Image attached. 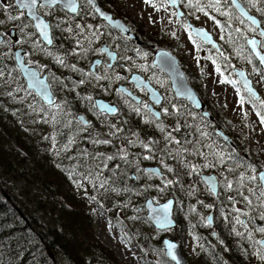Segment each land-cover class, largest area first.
<instances>
[{
  "label": "trees",
  "instance_id": "16d2710c",
  "mask_svg": "<svg viewBox=\"0 0 264 264\" xmlns=\"http://www.w3.org/2000/svg\"><path fill=\"white\" fill-rule=\"evenodd\" d=\"M114 1L118 7V1ZM10 4H13V1ZM118 9L115 13L120 17L124 16L127 22L130 21V18L124 15L122 7L121 10ZM188 10L186 17H194L192 10ZM223 10L232 13L231 19L215 11L210 12L216 21H220V25H225L219 27L223 31L226 30L235 41L237 55L231 50L227 51L228 55H224L214 48L212 54L215 55L214 60L222 67H231L238 63L239 49L246 48L247 45L241 34L234 31L237 27L231 24L235 18L238 26L241 21L238 18L239 12L230 4ZM20 12L22 11L13 6L5 14L18 15ZM84 13L81 10L80 15ZM80 15L72 14L68 17L67 14H60L51 20L53 25L57 21H65L59 29L53 27L52 46L45 45L39 38L48 61L46 69L51 87L57 99L55 106L46 105L26 87L13 52L11 60H7V54L0 56V69L4 71V75L0 76V83L16 78L20 83H24L25 96L37 102L41 107L40 114L47 110L45 113L53 123L51 140L38 134H25L24 131L16 130L15 123L18 122L21 105L15 109L0 98V264H122L115 250L96 234V215L90 200L99 201L110 213L117 209H129L137 213L143 210L146 200L153 194V188L156 189L158 185L166 186L163 179L154 174L150 173V182L138 176L139 163L148 152L150 157L147 164H165L171 169L166 180H171L167 187L176 202L177 225L169 234L170 237L180 239V234L189 233L197 245L198 264H264L255 245L258 238L249 222L257 226L264 223L256 221L253 207L247 209L236 205L237 202L243 201L242 196L237 194L238 190L245 195L249 194V182L238 184L240 174H253L252 166H255L256 173L263 168L259 148L256 147L257 144L244 118L231 120L222 114L219 107L211 108L203 91L193 81L192 85L205 100L214 121L205 118L200 110L194 109L187 101L177 99L168 77L152 66V81L162 84L173 101L181 105H175L170 100L166 113L168 118L152 122L148 119L150 113L143 104L132 100L134 107L139 108L140 112L130 111V114L124 117L115 118L114 141L94 142L84 149V137L80 135V131L85 124L78 115L82 114L87 118L90 109L97 110L90 91L101 78L96 79L95 73L89 71V66L98 54L99 47L107 41L108 32L94 21L84 19ZM259 17L264 24V17ZM21 19L19 27L31 21L25 15ZM135 23L136 32L142 40L141 46L146 47L145 51H142L144 55L153 56L152 44H155L156 48L165 47L176 51L177 45L168 43L162 38L161 32L146 34L137 20ZM77 24L82 26V30L75 27ZM69 25L73 28L72 32L62 30ZM88 25H91V28H88ZM160 38L163 40L160 41ZM191 39L202 44L194 36H191ZM178 44H181L180 41ZM246 52L250 63L258 67V61L248 47ZM57 57L63 58L64 63H57ZM180 61L183 65V61ZM73 65L79 71L74 70ZM185 71L190 81L193 80L187 69ZM81 80L84 83H80ZM25 96L21 94V97ZM111 101L117 102L115 99ZM24 105L26 107V102ZM259 111L264 113L262 109ZM205 124L223 129L235 145L225 141L221 143L215 136L209 140L204 137L200 139V136H206L204 131L192 128ZM169 126L175 129L187 128L186 132L193 135V138L180 140V130L171 133ZM168 134L179 136L176 142L177 150L171 151L165 147L157 153H152ZM141 139L152 148L144 149L145 145L140 144ZM82 154H87V157ZM108 157L113 159L109 160ZM133 171L137 174L136 179L132 176ZM202 173L217 175L220 182L218 194L215 195L201 179ZM226 179L232 183L231 189L226 186ZM101 183H104V188L99 187ZM257 183L259 181L252 182L251 187H255ZM85 188L87 191L84 192ZM4 192L11 196V200L5 198ZM250 198L254 203L257 202L255 197ZM185 201L198 207L199 220L187 222L181 217L178 208ZM209 205L211 207H208ZM235 209L243 210L240 219L247 222V228L236 224L238 213ZM208 211L214 213L213 226L204 222V215ZM42 216L49 218L47 228L42 223ZM143 232L136 229L137 235H142ZM237 232L245 235L238 236ZM248 232L252 233V239L247 237ZM146 241L151 243L150 238H146ZM161 246L162 240L160 244L157 243V247ZM50 252L54 254V259L51 258ZM160 253L165 264H174L165 256L163 250H160Z\"/></svg>",
  "mask_w": 264,
  "mask_h": 264
},
{
  "label": "rangeland",
  "instance_id": "374dc122",
  "mask_svg": "<svg viewBox=\"0 0 264 264\" xmlns=\"http://www.w3.org/2000/svg\"><path fill=\"white\" fill-rule=\"evenodd\" d=\"M11 1L13 0H0V4H10ZM116 1H118V8L120 9L122 7L124 15L130 18L128 23L133 29L137 28V24L135 23L137 20L139 25L143 26V30H145L146 34L151 35L152 32H161L162 38L166 39L168 43L177 45L174 53L183 61L184 68L187 69L193 78L190 82L192 83L193 81L194 84H197L201 88L204 96L211 104V108L219 107L222 114L231 120L244 118V121L249 125V131L252 134L255 144H257L256 147L259 148L258 153L264 168V124L260 122V117L256 114L261 108L264 110V106H261L259 103L261 99L256 102V105L259 108V110H257L255 106L249 104L247 101V96L243 93L244 90L241 84L221 83L222 80L227 79L238 81L233 72V68L236 66L243 67L248 70L255 85L262 92L264 88V73L262 68H258L256 65H252L249 61L245 62L244 60H237L238 63L231 67L225 66V68H223L218 65V63L212 59L211 51L201 47L200 43L192 41L189 34L190 32L185 27L187 24L184 21L177 19L174 9H172L169 3L165 0H150V2L147 3L145 0ZM182 6L186 12H189L186 2H182ZM10 10L11 9L8 11ZM40 12L51 20L60 14H66V12L61 10L60 7H56L51 13H49V10L46 8L41 9ZM5 13L3 7H0V19H5L4 23H0V34H5L7 37L3 39V43H0V56L7 54V60L9 58L11 60V52H13V49L22 46L27 50L33 60H36V62L37 60H42V64L44 65L43 71H47L46 62L48 61L46 60L42 46H40L39 35L33 23L31 21L26 22L25 24H27L28 27L23 28V31H21L19 25L22 19L17 21L9 20L7 19L8 15ZM193 15L195 23L210 29L221 42H227L226 46L223 45V48L224 55H228L229 46L228 35L226 32L219 29L210 16L206 17L201 12H195ZM244 28L245 30H249V26H245ZM11 31L14 32L13 35L11 34ZM253 34L254 33L251 31L245 32L244 36H250ZM162 38L159 40L162 41ZM17 41H19V43H17ZM179 41L181 44H178ZM137 56L140 57L133 60L134 67L130 72L138 71L146 77L153 79V76L150 74L151 67L154 66L152 63L153 56L150 54L144 55L143 53L142 55L138 54ZM225 61L227 62V58ZM217 68L220 69L219 72L217 71ZM105 76H109L108 68L100 67L97 74L95 73V78H101V80H97V85L93 87L90 94L93 98L102 96L110 98V100L115 99L121 104V108L123 109L117 116H109L94 109L89 110L87 114L89 122L88 124H85L80 131V135L84 137V149L87 148L88 144L94 142L105 143V141H107V143H112L114 141L113 132L115 130V122L113 121H115V118H121L124 115L126 116L127 114H130V111L133 112L135 109V104L129 98L124 96L118 90L115 91L114 86L104 80L106 78ZM109 81L112 82L111 79ZM21 83L17 78L8 79L5 83H0V98H3L7 104H11L15 109L21 105L22 110L19 112L18 122L15 123L16 130L24 131L25 134H38L39 136L51 140L53 136V123L51 118L45 113L48 111L45 110L43 114H40L41 107L37 102L33 101V99L25 96L26 89L23 83ZM115 84L117 83L115 82ZM155 84L161 89L162 93H165L166 95L165 106L162 108V111L170 104V100L174 102L175 105H181L176 101H173V98L170 97L167 89L162 87V84L158 82ZM130 86L134 92L144 97V104L149 102L148 93L144 89H139L132 83ZM237 90H239V94ZM21 94H23L25 98L21 97ZM240 96H244L243 104L240 103ZM25 102L26 107L24 105ZM163 113L164 117L168 118L164 111ZM148 119H151L153 122V117L148 116ZM157 125L162 126L164 124ZM174 136L176 135L168 134L166 139L162 138L158 147L152 150V153H157V151H160L165 147L168 150L176 151L177 138H174ZM140 144L146 145L147 143L145 140L141 139ZM150 148H152L150 147V144H147V147H144V149ZM85 152L87 153V151ZM82 156L84 157L85 154H82ZM86 157L87 154L85 158ZM145 157H150L149 152L144 155V158L139 163L140 168L138 176L150 182L152 180L150 173L146 172L144 169V165H149L147 164L149 158L146 159ZM162 168L165 172L164 178H168L170 172L169 167L164 164L162 165ZM17 187L19 188V185H17ZM156 187V189L153 188L152 194L156 203L163 202L171 197L169 187L161 185ZM83 191H87V188L83 189ZM90 202L96 215L94 223L96 234L101 240H103V242L115 250L122 264H165V260H163L160 253V250L163 249L162 247H157V243L160 244L164 237L169 236L172 229L159 230L156 228L147 217V210L145 208L140 210L139 213L129 209H117L110 213L103 208L99 201L93 199L90 200ZM253 204H255L253 211L255 212L256 221L264 223V220L260 218L261 215H264V208L260 207L258 202H253ZM236 205L238 207L240 206V208L250 209L244 200L237 202ZM178 210L181 217L187 222L190 220L196 221L199 218L197 213L198 207L188 201L183 202ZM209 213L210 212L208 211L204 215V222L206 224L208 223L207 217ZM42 223L45 224L44 226L47 228L49 218L42 216ZM249 224L254 230L258 240L264 238V233L258 231V229L264 227V225L261 224L260 226H257L252 222H249ZM136 229L141 232L144 231L143 234L137 235ZM179 236L182 247L189 253L188 261L191 264H198L199 262L196 253L197 245L194 238L189 233H183ZM146 238H150L151 243H148Z\"/></svg>",
  "mask_w": 264,
  "mask_h": 264
},
{
  "label": "water",
  "instance_id": "95a60500",
  "mask_svg": "<svg viewBox=\"0 0 264 264\" xmlns=\"http://www.w3.org/2000/svg\"><path fill=\"white\" fill-rule=\"evenodd\" d=\"M240 2L242 4V6L246 7L241 0H240ZM95 3L97 5V7H99L101 9V11H103L107 16L111 17L110 20H105V19L104 20L107 23H109L115 30L120 31L124 35H128L132 39L136 40L139 38V35L135 31L132 30L131 25L128 22H126L122 18H115L111 12L107 11L105 8L102 7L99 0H95ZM170 5L172 7L176 8L177 18L180 19L185 15V11L183 10V8L181 6V0H177V3L175 5H172V4H170ZM78 8H79V0H78ZM246 9L249 11L250 15H255L247 7H246ZM19 10H24L25 14L27 16V11L25 9L19 8ZM65 11H67V10H65ZM39 14L41 15V18H43L47 22L51 23V21L49 19H47L42 13H39ZM28 18H30V17H28ZM257 19H259L258 16H257ZM33 23H35V22L33 21ZM188 25H191V32L196 37H198L199 39L204 41L207 45H213L216 48H218L219 50H221V46H220L219 41L215 38L214 34L211 31H209L206 27L198 26V25L194 24L193 22H191L190 20H188ZM262 27H264L263 24H262ZM198 29L204 30L208 34L207 39H205L203 36H197L196 35V31ZM38 33H39V31H38ZM49 35H50V38L53 39L52 29H50ZM40 38L48 46H51L53 44V43L48 44L47 41H45L41 36H40ZM250 38H256L258 41L261 40L258 36H252ZM53 42H54V39H53ZM138 42L141 44V40H139ZM249 47L251 49V46H249ZM102 49H107L106 52L108 54L111 53V55H109V56L111 57V61L113 62L115 59L116 53L114 51L110 50V47L107 46L106 44H104L102 46ZM257 51H259L262 55H264L263 48H260L258 46ZM14 52H15L16 64H17L18 68L20 69L24 79L26 80V84H27L28 88L32 89L36 93V95H38L43 100V102L46 103L47 105L55 104L56 103V96H55V94L51 88V84H50V81L48 79V74L44 73L42 75L41 71L38 67L30 65L29 63H27L25 61V56L23 54L22 48H16ZM17 53H19V55H17ZM101 62H102L101 58H95L91 64V66H90V69L95 71L98 64H100ZM153 64L155 66H157L159 69H161L169 77V79L171 80L173 91H174L177 98L187 100L188 103H190L195 109L201 110L202 114L204 116L214 120V116L211 114V112L208 109H206V103H205L204 99L199 94V92L196 90V88L190 83L188 76H187V74H186V72H185V70H184V68H183V66H182V64H181V62H180V60L176 54H174L172 51H170L167 48L161 47L155 51ZM261 67H262L263 72H264V65H261ZM30 72L35 73V80H38L40 82L39 84H37L33 80V78L29 75ZM234 72L236 74L240 73V72L244 73L243 77L237 75L238 79L241 81L242 86L244 87L243 81L245 78H247L250 81V87L257 94V99H260L261 93L258 90V88L254 85V82H253L252 78L249 76L247 70L245 68L236 67V68H234ZM130 82H133L139 88L144 87L147 90L148 95H149V100H150V103L148 104V106H149V108H151L152 113H159V117H157V118H161L162 112L157 107V106L161 105L163 100H164V96L161 93V91L150 81V79L146 78L143 74H141L139 72H133L131 74ZM118 89L122 90V92L125 95L129 96L131 99H133L137 102H140L142 100V98L139 95L134 93L133 90L125 84H120L118 86ZM95 104H96V107L99 111L104 112L106 114L117 115L119 113L118 105L116 103L109 101L108 99H106L104 97H100V96L96 97ZM109 108H114L115 111L110 112V111H108ZM79 119H81L83 121V123H88V120L84 117V115H79ZM218 132L221 133L222 136L225 139H227V141L230 144L234 145L233 140L227 134H225L220 128L218 129ZM145 170L150 172V173H154L158 176L163 175L162 168L159 165H147L145 167ZM261 171H264V169L260 170L259 172H261ZM132 175H133V178H136V175L134 172L132 173ZM201 177L209 185V187L211 188L212 191L214 189L213 193L216 194L218 192V187H219L218 177L213 173L212 174H205L204 173V174H202ZM4 196L6 199L11 200V196L8 193L4 192ZM165 204L169 205V207L167 209V223H164L162 225V223H161L162 213H163V206ZM175 204H176L175 199L173 197L167 199L166 201L156 203L154 200V197L150 196L145 202V208L147 210V217L151 220L153 225L160 230H166L169 228H174L177 225L176 219L174 217ZM154 209H155V211H153ZM18 211H19L20 215L22 217H24V214L22 213V211L20 209H18ZM209 218H211L209 222L211 224H214V222H215L214 221V213H210L208 216V220H209ZM262 240H264V239H262ZM168 244L175 245V247L172 250V252L174 253V255L176 257L175 260L172 259L171 255L167 254L168 253ZM162 249L165 251L166 257L169 258L170 260H172L174 262V264H190L187 261L186 257L184 256L182 249H181V245L177 240H175L171 237H164ZM50 256L52 259H54L53 253L50 252Z\"/></svg>",
  "mask_w": 264,
  "mask_h": 264
},
{
  "label": "snow or ice",
  "instance_id": "6c2138e0",
  "mask_svg": "<svg viewBox=\"0 0 264 264\" xmlns=\"http://www.w3.org/2000/svg\"><path fill=\"white\" fill-rule=\"evenodd\" d=\"M145 2H150V0H145ZM82 3H86L88 6L91 7V9L94 10V14L102 17L105 20H110L111 17L107 16L99 7H97L95 0H82ZM168 3L175 5L177 3V0H168ZM245 3L250 6L251 9H255L259 12V15L261 17H264V0H245ZM231 5L232 8H234L237 12H239V19L241 20V23H244V19L248 21L249 24V30L254 33L255 35H258L260 38H264V27H262V21L260 19H257L256 15H250L249 11L246 9V7L242 6L240 0H187V6L189 9L192 10L193 13L195 12H201L206 17L210 16V11H215L219 13L222 16H225L229 19L232 17V13L224 11L223 8L227 7L228 5ZM13 6H16L20 9H25L27 11V16L31 18L32 21H34L35 28L39 31L40 36L47 41L48 44L53 43V39L50 38L49 31L53 27L59 29L60 25L65 23V21H57L55 25L47 22L45 19L41 18L40 10L41 9H48L49 13H51L54 9H56L57 6H60L61 10H67V12L80 15L81 10L78 8V0H13V4H0V7H3L4 11L7 12L9 9H11ZM25 15L24 12H20L18 15H9L7 19L12 21L20 20L21 17ZM198 18V17H197ZM212 19H215V17H211ZM4 21L0 19V23H3ZM218 25H220V21H216ZM221 27H224L225 25H220ZM28 27L27 24H22L21 31H23V28ZM77 29L82 30V26L77 24L75 26ZM88 28H91V25L87 26ZM186 29H190L191 25H186ZM63 31L72 32L73 28L72 26H68L65 29H62ZM235 32L240 33L242 38L245 40L246 45L251 46V49L253 53L255 54L256 58L259 60L260 65H264V55H262L259 51H257L258 46L260 48H264V39L257 40L256 38H248L247 36H244L242 33V30L239 28L234 29ZM197 36H203L205 39H207V33L204 30L198 29L196 31ZM0 43H3L2 40H0ZM19 43V41H17ZM78 47H80L79 42ZM100 51H107V49H101ZM76 50H73V54H75ZM19 55V53H17ZM111 55V53H109ZM251 62V61H249ZM57 63L63 64L64 60L63 58L57 57ZM74 70L79 71L78 69H75V66H72ZM217 71L219 72L220 69L217 68ZM4 75L3 69H0V76ZM29 75L33 78V80L39 84L40 82L38 80H35V73H29ZM222 75V73H221ZM237 75L243 77L244 73L240 72L237 73ZM80 83H84L83 80L80 81ZM221 83H232L237 84L239 81H234L231 79L222 80ZM244 88L245 91L248 94V97L250 100H252L254 103L257 99L256 92L250 87V81L245 78L244 81ZM122 91V90H121ZM238 94H239V90ZM11 94V93H9ZM91 100V97L88 98ZM158 102V101H157ZM240 103H244V96H240ZM261 106H264V99H261L259 101ZM145 109H147L149 112H151V108L147 104L143 105ZM108 111L114 112V108H109ZM134 111L137 113L140 112L139 108H135ZM165 113H167L168 109H163ZM257 116L260 117V122L264 124V113L261 111H257ZM154 116L159 117V113H153ZM107 143V141H105ZM145 147H147L145 145ZM146 159L149 157H145ZM109 160L113 159V157H108ZM171 170V169H169ZM251 172L253 174H250L248 176H245L244 174H240V181H238V184H242L245 181L249 182V187L247 189L248 195H245L243 192H240L238 190L237 194L241 195L243 200L247 203L249 207H254L253 200L250 197H255L259 206L264 208V171H261L259 173H256L255 166L251 167ZM255 187H251L252 182H257ZM167 183L166 182V186ZM226 186L231 189L233 187L232 183L230 181H227L226 179ZM100 188H104V183H101L99 185ZM214 191V189H213ZM229 199H233L232 197H229ZM169 205L165 204L163 206V213H162V225L164 223H167V209ZM208 207H211L209 205ZM155 211V209L153 210ZM235 211L238 213V215L235 218L236 224H239L242 228H247V222L245 220L240 219V214L243 213L242 209H235ZM227 218V217H226ZM260 218L264 220V215H261ZM211 218H209L210 221ZM235 231V229H233ZM259 232L264 233V227H260L258 229ZM237 235H245V233L237 232ZM247 237L249 239H252V233L248 232L246 233ZM255 245L257 246V253L260 256L261 260H264V240H256ZM175 245L168 244V255L172 256V259H176L174 253L172 252Z\"/></svg>",
  "mask_w": 264,
  "mask_h": 264
},
{
  "label": "flooded vegetation",
  "instance_id": "af4514ba",
  "mask_svg": "<svg viewBox=\"0 0 264 264\" xmlns=\"http://www.w3.org/2000/svg\"><path fill=\"white\" fill-rule=\"evenodd\" d=\"M186 1L187 0H184L183 2H186ZM241 1L247 6V8H249V10L251 12H253L256 15H258L259 12L256 11L255 9H251L250 6H248L245 3V0H241ZM99 2L102 5V7L105 8L107 11L111 12L114 15L115 18H122L123 20H125L124 19L125 18L124 16L120 17L119 15H117L115 13L116 10L118 9V7L115 5V3H114L115 1L114 0H99ZM79 8H80V10H82V11L85 12L84 14L80 15L82 18L87 19V20L94 21L95 23H97L99 26H101L102 28H104L108 32L107 41L104 42V43H102V45L99 47L100 49L98 51V54L95 56V58H101V60H102V62L100 64H98L95 73L97 74V71H98V69L100 67H107L108 68V71H109V76H105L106 78L104 77L105 78L104 80L106 82L111 83L114 86V89H115V85H119L121 83H124V84L128 85L129 87H131L130 86L131 85L130 76H131V73L133 71L130 72V70L134 67L133 66V63H134L133 60L135 58H139L140 56H137L138 53L140 51H145L146 47L140 46L139 43H138V40H134V39L130 38L129 36H126V35L122 34L121 32L115 30L114 28H112L104 19H102V17L94 14V10L91 9L90 6H88L86 3H82V0H79ZM67 15H68V17H70L69 14H67ZM258 17H259V15H258ZM183 19H185L184 22L186 24L188 22V19H190L191 21L194 22V17H188V18L187 17H184L181 20H183ZM231 24H233V26L241 29L242 30V33L243 32H250V30H245V29L243 30V27H242L243 25L244 26L249 25L247 21H244V24L241 23V21H239L238 26H237L236 23H235V18H234ZM240 27H242V28H240ZM134 30L136 31V29H134ZM11 34L13 35L14 32L11 31ZM0 37H1L0 39L2 41H3L4 38H7L5 36V34H0ZM260 39H264V38H260ZM104 44L108 45L110 47V50H112V51H114L116 53V56H115V59H114L113 62L111 61V57L109 56V54L106 51H103V52L100 51L102 49V46ZM222 44L226 46L227 42H223L222 41ZM201 45L206 50L212 51V47L211 46L205 45L203 43ZM11 46H14V45H11ZM152 46H153L152 47L153 48L152 50L153 51L156 50L155 49V44H152ZM228 46H229V50H231V52H233V54L235 53V55H237V53L235 51V41L229 35H228ZM20 47L23 49V54L25 56V61L27 63L38 67L41 70V74H43V73H47L48 74L47 71H43L44 65L42 64L43 63L42 60L41 61L40 60H37V62H36V60H33L30 57L29 53L27 52V50L24 47H22V46H20ZM246 50H247V47L246 48H243V49H239L240 53L237 56V60H240V61L241 60H244L245 62L249 61L248 58H247L248 53L246 52ZM245 52H246L247 55L245 54ZM90 66H91V64H90ZM89 69H90V67H89ZM110 79L112 80V82L109 81ZM24 82H25V80H24ZM115 82L117 84H115ZM139 89H144V88H139ZM115 91H116V89H115ZM262 94L264 96V89L262 91ZM163 95H164V101L158 107L161 111H162V108L165 106V100H166L165 93H163ZM141 97H142V101L140 103H142L143 105H145L144 104L145 103V99H144L143 96H141ZM107 99L110 100V98H107ZM114 103H116V102H114ZM147 105H148V103H147ZM118 106L120 107V111H121V106L119 104H118ZM166 108H167V106H166ZM162 113H163V111H162ZM122 117H124V116H122ZM162 119H160V120H162ZM154 120H157V119L153 118V122H154ZM186 129L187 128H176L175 129V128L169 126V130H170L171 133H174V130H180V134H181L180 140H182V139H192L193 138V135L188 134L186 132ZM192 129H195L197 131H204V133L206 134V136H200L199 137L200 139L202 137H204L207 140H209V139H213L214 136H215L216 140H220L221 143H223V141L227 142V140L224 139L222 137V135H220L218 133V128L217 127H213L212 125L205 124V125H202V126L193 127ZM213 131H214V133H211ZM175 132H177V131H175ZM177 137H179V136H174V138H177ZM163 182L165 183V185H166V182H170V183H167V186H169L171 184V180L170 179L163 180ZM219 190H220V182H219L218 192L216 194L219 193ZM176 240L178 242H181V240L179 238L176 239ZM187 253H188L187 251L184 252V255L188 259V256L189 255Z\"/></svg>",
  "mask_w": 264,
  "mask_h": 264
}]
</instances>
